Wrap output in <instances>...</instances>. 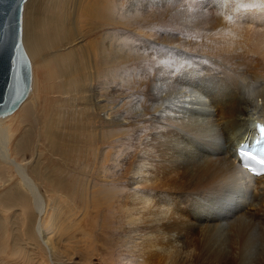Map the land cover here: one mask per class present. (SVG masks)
I'll list each match as a JSON object with an SVG mask.
<instances>
[{"label":"rangeland","instance_id":"obj_1","mask_svg":"<svg viewBox=\"0 0 264 264\" xmlns=\"http://www.w3.org/2000/svg\"><path fill=\"white\" fill-rule=\"evenodd\" d=\"M240 3L26 2L22 41L32 63L35 87L25 104L2 124L13 135L12 157L24 164L44 199L46 212L53 215L47 237L52 251L48 255L34 232L37 216L30 196L14 171L0 165V264H164L153 251L146 254L138 250L137 242H132L134 237L128 238L132 227L123 214L129 208L128 204L124 207L129 194L124 186L126 170L135 169L138 156L137 127L132 121L139 110L141 66L144 57L155 58L156 51H167L173 57V37L176 45H183L184 53H194L192 48L199 44L214 58V49L223 55L244 53L254 42L256 53L263 56L264 44L259 42L264 43V9L244 10ZM202 19L216 22L215 27L225 21H243L245 35L239 38L222 27H178L181 22ZM204 58L209 67L212 60ZM144 62L149 64L147 74L152 75V62ZM69 156L73 159L66 162ZM62 159L68 167L59 162ZM105 162L109 167L103 165ZM109 204L112 212H105ZM234 229L224 228L223 234L233 235ZM245 236L246 245L264 244V234L258 230H247Z\"/></svg>","mask_w":264,"mask_h":264},{"label":"bare ground","instance_id":"obj_2","mask_svg":"<svg viewBox=\"0 0 264 264\" xmlns=\"http://www.w3.org/2000/svg\"><path fill=\"white\" fill-rule=\"evenodd\" d=\"M238 21L215 27L216 22L202 19L181 22L178 27H222L242 38L244 25ZM48 26L53 30L51 23ZM171 40L170 46L176 51L170 52L173 57L163 50L156 51L155 58L144 57V61L152 62V75L147 74L148 62L141 66L143 88L132 121L137 127L138 156L135 169L126 170L124 183L129 192L124 207L128 204L129 208L123 214L132 227L128 238L134 237L132 242H137L138 250L153 251L164 264H264V244L243 242L247 230L264 234V176L254 177L243 170L236 154L239 144H250L257 136L256 123L264 124V55L256 53L258 47H253V42L244 53L223 55L214 49L211 58L199 44L192 48L194 53H184L183 45H176L174 37ZM204 57L212 60L209 67ZM33 81L32 70L28 97L35 87ZM10 116L0 118V165L14 171L30 196L37 216L34 232L51 255L47 237L53 215L46 212L44 199L24 164L12 157L13 135L2 124ZM72 159L69 156L66 162ZM59 162L68 167L63 159ZM103 165L109 167L108 162ZM110 207L105 212H112ZM229 227L235 228L234 234L226 236L224 228Z\"/></svg>","mask_w":264,"mask_h":264},{"label":"water","instance_id":"obj_3","mask_svg":"<svg viewBox=\"0 0 264 264\" xmlns=\"http://www.w3.org/2000/svg\"><path fill=\"white\" fill-rule=\"evenodd\" d=\"M28 0H0V118L12 115L31 90L32 67L22 42Z\"/></svg>","mask_w":264,"mask_h":264},{"label":"snow or ice","instance_id":"obj_4","mask_svg":"<svg viewBox=\"0 0 264 264\" xmlns=\"http://www.w3.org/2000/svg\"><path fill=\"white\" fill-rule=\"evenodd\" d=\"M239 8H242L244 10L264 9V0H262V2L260 3L255 2V0H252V2H244V0H241V3L239 4Z\"/></svg>","mask_w":264,"mask_h":264}]
</instances>
